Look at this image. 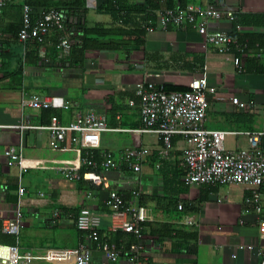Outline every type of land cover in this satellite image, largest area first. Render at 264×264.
<instances>
[{"label":"crops","instance_id":"crops-1","mask_svg":"<svg viewBox=\"0 0 264 264\" xmlns=\"http://www.w3.org/2000/svg\"><path fill=\"white\" fill-rule=\"evenodd\" d=\"M69 0H33L36 13L61 7ZM107 0H87L88 12L70 20V39L77 37V23L89 26L114 24L113 17L98 11ZM128 6L141 7L145 0H124ZM206 0H189L204 3ZM220 7L234 11L237 17L246 14L264 15V0H217ZM133 22L143 15L133 14ZM79 18V21H74ZM22 24L20 4L0 10V229L13 215L18 199L19 170L10 164L7 150L23 146L26 187L20 248L34 255L48 250L67 251L66 260L36 261L34 264H75L73 252L82 242L89 243L77 229L74 216L88 208L99 216L100 241L114 243L119 250L115 264H132L130 246H143L142 261L146 264H261L264 260V234L260 220L264 218V183L260 187L262 213L245 212L244 201L251 187L240 184L185 186L182 136L173 138V149L160 156L159 134L138 133L141 127L140 99L135 88L150 80L156 85H187L206 76L215 92H208L210 103L205 126L211 130L234 132L225 146L238 150L249 146L247 132H264V25H242L237 31L248 40V52L242 57L244 72H238L232 56L221 55L205 46L204 37L192 25L147 33L144 47L128 41L118 51H88L82 64H70L68 55L56 48L58 34L53 33L44 45H24L18 38ZM145 24V23H144ZM213 29L233 33L234 23L224 18L211 21ZM241 38V37H240ZM27 48V54L24 50ZM32 95L62 96L71 108L51 112L23 106L22 100ZM234 98L248 105L240 108ZM134 105H130V102ZM94 111L107 117L106 132L86 134L78 144L67 140L59 149L52 147L50 132L45 129L9 128L41 127L57 116L61 123L72 121L76 111ZM264 145V136L262 139ZM145 147L151 154L135 172L100 171L103 184L86 180L70 181L59 173L60 168H78L87 151L99 159L107 153L120 160L128 148ZM135 189L142 191L140 204L149 210L141 238L112 228L106 205L108 193L116 190L130 197ZM182 205V208L179 206ZM61 216L53 220V212ZM191 219L197 225H189ZM193 235V236H191ZM16 241V240H15ZM92 263L104 264L105 257L96 242L89 244Z\"/></svg>","mask_w":264,"mask_h":264},{"label":"built area","instance_id":"built-area-1","mask_svg":"<svg viewBox=\"0 0 264 264\" xmlns=\"http://www.w3.org/2000/svg\"><path fill=\"white\" fill-rule=\"evenodd\" d=\"M159 4L158 8L148 9L152 17H155V25L163 30L169 26L182 28L192 25L196 31L204 37L205 46L213 48L217 53L232 56L236 70L244 72L242 57L248 52V40H242L232 33L213 29L211 21H220L227 18L235 23L237 14L218 5L217 0H206L204 3H188L185 7L170 8L168 0H153ZM11 4H20L22 9V25L18 38L24 44L35 41L39 44V53L45 56L44 45L48 37L58 34L56 48L64 55H69L72 44L65 34L67 16L59 8L43 9L36 13L30 0H0V10ZM147 33L154 32L155 26L149 23L144 25ZM236 29L241 32L242 25ZM27 54V48L24 55ZM206 76L193 79L187 89L183 91L167 92L163 86L156 85L150 80L136 85L135 93L140 99L141 127L133 131L138 133H156L162 138L160 156L166 157L173 149V138L182 136L187 144L184 151V176L185 186L194 185H229L240 184L251 187V195L246 197L245 212L254 210L262 213L260 187L264 183V145L262 142L264 132H247L249 146L238 150H228L225 146L228 135L236 134L222 130L206 128L207 112L210 103L208 92H215ZM233 104L240 108L248 107L247 104L234 98ZM23 106H29L36 110L63 109L68 110L71 104L62 96L32 95L22 100ZM130 105H134L133 101ZM26 130L45 129L50 132L52 147L62 148L67 140L78 144L81 137L96 132L112 130L109 127L107 117L94 111H76L72 121L68 124L60 122L57 116H52L47 126L29 127L15 126ZM151 154L145 147L128 148L123 152L120 160L107 153L99 159L95 152L89 150L80 160L78 168H60L59 173L70 181L90 180L100 186L104 178L100 171L116 170L124 172L132 169L139 172L142 164ZM5 155L10 164L19 170L18 199L13 215L2 223V232L12 235L15 244H0V264H34L44 260H66L67 251L48 250L42 254L23 253L20 248V236L23 227V211L25 206L26 187L23 183L25 171V157L23 146L17 150H7ZM142 191L135 189L130 197L112 190L108 193L106 205L112 220V228L121 229L126 233L141 238L145 223L150 219L149 210L140 204ZM182 208V205L179 206ZM61 216L60 210L53 212V220ZM189 225H197L191 219H187ZM74 223L78 230L85 234L89 243L82 242L73 252L75 264H91L92 255L89 244L96 242L104 254V264H115L118 261L119 250L114 243L107 240L100 241L98 227L100 218L88 208H82L75 216ZM260 231L264 234V218L260 220ZM143 246L133 244L130 246L132 264H146L142 261ZM261 264H264V260Z\"/></svg>","mask_w":264,"mask_h":264},{"label":"trees","instance_id":"trees-1","mask_svg":"<svg viewBox=\"0 0 264 264\" xmlns=\"http://www.w3.org/2000/svg\"><path fill=\"white\" fill-rule=\"evenodd\" d=\"M33 6V0H30ZM189 0H168V7H185ZM87 0H69L64 3L59 8L67 16L66 20V30L71 28L70 20L75 15L88 12L87 10ZM159 4L153 0H145V4L141 7L128 6L124 0H107L105 4L101 5L98 11L109 14L113 17L114 24L110 26H105L103 24H97L94 26H89L88 23H77L75 29L78 33L77 37L74 39L70 38L72 49L68 55L67 61L70 64H82L86 53L88 51H98V50H110L118 51L120 50L121 44L124 41H128L137 47H144L146 43L147 32L144 28L146 23L155 25V17H152L148 12V9L158 8ZM143 15V20L133 22V14ZM145 23V24H144ZM250 25V26H260L264 25V15L260 14H246L243 16H238L236 22L234 23L233 36L242 37L237 31V25ZM22 25V24H21ZM190 26V25H189ZM163 89L167 92L171 91H183L187 87L181 85H164ZM52 109H46L45 112H51ZM96 154V153H95ZM99 158V156L96 154ZM86 180H80V187ZM193 236V235H191ZM0 244L13 245L15 244V238L12 235L4 234L0 229Z\"/></svg>","mask_w":264,"mask_h":264},{"label":"water","instance_id":"water-1","mask_svg":"<svg viewBox=\"0 0 264 264\" xmlns=\"http://www.w3.org/2000/svg\"><path fill=\"white\" fill-rule=\"evenodd\" d=\"M75 20L74 21H76V23H77V21H79V18H74ZM80 21H83V20H80Z\"/></svg>","mask_w":264,"mask_h":264}]
</instances>
